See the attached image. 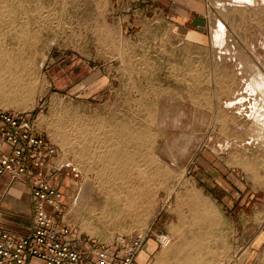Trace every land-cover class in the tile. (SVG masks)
<instances>
[{
  "label": "rangeland",
  "instance_id": "1",
  "mask_svg": "<svg viewBox=\"0 0 264 264\" xmlns=\"http://www.w3.org/2000/svg\"><path fill=\"white\" fill-rule=\"evenodd\" d=\"M255 2L0 0V107L29 114L56 145L64 221L81 237L107 245L156 229L170 239L166 254L186 256L191 247L176 245L192 241L200 253L202 229L219 220L213 200L230 222L226 195L262 199L264 127L249 104L219 103L224 59L236 60L241 97L253 70L264 74V7ZM195 14L206 18L204 34L190 24ZM120 16L148 20L121 27ZM78 135H92L93 149L81 154ZM218 146L246 151L221 162L207 151ZM111 186L119 201L105 198ZM188 258L176 262L202 264Z\"/></svg>",
  "mask_w": 264,
  "mask_h": 264
},
{
  "label": "built area",
  "instance_id": "2",
  "mask_svg": "<svg viewBox=\"0 0 264 264\" xmlns=\"http://www.w3.org/2000/svg\"><path fill=\"white\" fill-rule=\"evenodd\" d=\"M56 156V145L29 114L0 107V177L21 181L33 199L29 231L0 228V264H136L148 231L100 245L64 221L61 187L53 180L62 167L53 161ZM153 237L159 248L170 241L164 233Z\"/></svg>",
  "mask_w": 264,
  "mask_h": 264
},
{
  "label": "crops",
  "instance_id": "3",
  "mask_svg": "<svg viewBox=\"0 0 264 264\" xmlns=\"http://www.w3.org/2000/svg\"><path fill=\"white\" fill-rule=\"evenodd\" d=\"M116 19L121 27H127L129 21H132L133 26L137 27L138 24L136 23H143L148 20L144 16H120ZM227 55L234 56L235 53L227 52ZM220 63L222 68L221 70L219 68V87L221 88V90L219 88V103L224 104L240 95V74L237 71L238 67L234 58L224 59ZM173 64L176 68H179L183 66L184 61ZM251 99L255 101L253 95H251L244 102ZM256 134L264 137V128L258 129ZM262 141V154L264 156V139ZM3 149L7 150L8 148L4 145ZM223 149L219 146L207 149L210 152L208 156L222 162L226 157L235 156L236 154L241 155V152L246 151L240 147L227 148L224 151ZM53 161L57 163L55 159ZM225 197L230 200L231 206L228 209H230L233 216L229 222L225 217V213L220 210L217 199H212L216 202L215 209L219 220L217 219L218 222L208 223L202 229L207 233L205 234L206 244L201 246L200 253H197L194 242L185 240L182 244L176 246L191 247V253L186 254V256L183 253L170 254L171 250L166 254L168 244L161 247L157 254H153L155 247H158L153 237L157 230L153 229L151 238H148L150 236L146 237L142 250L135 258V263L170 264L175 262V264H179V262H184L185 259L191 257L192 262H201L202 264H264V189L262 199L255 197L254 192L251 193L250 191L244 195L241 192L232 191L229 196L226 195ZM32 207L33 199L24 183L12 181L5 175L0 177L1 229L18 234L29 231L33 224ZM197 255H201L203 258H194Z\"/></svg>",
  "mask_w": 264,
  "mask_h": 264
},
{
  "label": "bare ground",
  "instance_id": "4",
  "mask_svg": "<svg viewBox=\"0 0 264 264\" xmlns=\"http://www.w3.org/2000/svg\"><path fill=\"white\" fill-rule=\"evenodd\" d=\"M240 3L241 2H248L249 4L250 3H252L253 5H249L250 7L251 6H255L254 4L256 3L255 2V0H238ZM231 2V1H230ZM259 2V1H258ZM247 3V4H248ZM242 4V3H241ZM259 4V3H258ZM261 5L264 7V0H263V3L261 2ZM4 6V5H3ZM7 10V9H6ZM8 15V14H7ZM225 35V33H224V26H223V24L221 23V22H217V25H216V30H215V32H214V34H213V38L217 41V43H220V45L223 43V36ZM220 40V41H219ZM6 51V50H5ZM226 52V51H225ZM4 53V52H3ZM227 53V52H226ZM4 58V57H3ZM10 58V57H9ZM10 60V59H9ZM6 61V60H5ZM4 61V62H5ZM7 62V61H6ZM11 62V61H10ZM9 64V63H8ZM6 65H7V63H6ZM244 79V78H243ZM244 86V85H243ZM244 91H245V93H244V95H242V97L241 96H239L238 97V100H236L237 98H235L234 100H232V101H228V102H226V106H234L235 107V105L237 106L238 105V109L240 108H242V106L245 104V105H247V104H249L250 106H249V109H250V111H249V116H250V118L252 119V122H253V124H255V126L256 127H259V128H263L264 127V74L262 73V72H260L259 70H257V69H254L253 70V75L251 76V78L249 79V81L248 82H245V86H244ZM241 93H242V91H241ZM251 95H253V97H254V100L256 101H253V102H250V101H248L247 103H245L244 101H245V98H246V96L247 97H249V96H251ZM236 100V101H235ZM230 102V103H229ZM248 107V106H247ZM245 108V107H244ZM243 109V108H242ZM86 124V123H85ZM88 130H90V129H88ZM91 131V130H90ZM126 131V130H125ZM257 131V130H256ZM92 132V131H91ZM94 133V132H93ZM97 134H98V131L96 132ZM95 133V134H96ZM83 134V133H82ZM92 134V133H91ZM87 135V134H86ZM86 135H84V136H86ZM90 135V134H89ZM94 135V134H93ZM100 135H102V134H100ZM83 136V135H82ZM81 135H78L77 136V142H75V143H79L80 144V146H81V149L79 150L80 152H81V154H82V152L83 151H86V149H88V146H90L91 144V142H92V135H91V137H89V139H86L85 137H82ZM150 136V135H149ZM95 137H97V135L95 136ZM98 137H100V136H98ZM97 137V138H98ZM87 138H88V136H87ZM261 138H263V137H261ZM100 139V138H99ZM100 140H102V139H100ZM119 140V139H118ZM259 140H261V139H259ZM96 142H99V140L97 141V139H96ZM101 142V141H100ZM103 142H106V141H103ZM103 144V143H102ZM103 145H105V143L103 144ZM107 145V144H106ZM105 145V146H106ZM77 146V145H76ZM75 146V147H76ZM102 146V145H101ZM108 146V145H107ZM91 147V146H90ZM89 147V148H90ZM94 147H97L96 145H94ZM104 147V146H103ZM78 148V147H77ZM92 148V147H91ZM102 148V147H101ZM107 147H105L104 149L105 150H107L106 149ZM110 148V147H109ZM93 149V148H92ZM95 150V149H94ZM93 150V151H94ZM98 150H99V148H98ZM104 150V152L106 153V151ZM93 151H91V152H93ZM96 151V150H95ZM100 151V150H99ZM103 152V153H104ZM84 153H86V152H84ZM83 153V154H84ZM97 153V156L99 155L98 154V152H96ZM88 154H90V155H94L95 156V154H91V153H88ZM86 155V154H85ZM101 155V154H100ZM107 155H108V153H107ZM89 156V155H88ZM90 158V157H89ZM95 158V157H94ZM96 158H98V157H96ZM100 159V158H99ZM84 160V159H83ZM106 161V160H105ZM90 162V161H89ZM85 163H86V161H85ZM99 163V162H98ZM109 165H110V163H109ZM143 166V165H142ZM91 167V166H90ZM135 167V166H134ZM91 168H93V167H91ZM90 168V169H91ZM97 168V167H96ZM98 169V168H97ZM102 169V168H101ZM92 170V169H91ZM93 171V170H92ZM103 171V170H102ZM98 172V171H97ZM114 177V176H113ZM105 179V178H104ZM113 179V178H112ZM120 179V178H119ZM106 180V179H105ZM95 181H97V179L95 180ZM136 182V181H135ZM131 184V183H130ZM148 184V183H147ZM121 185V184H120ZM89 186V185H88ZM101 187L103 186V185H100ZM126 186V185H125ZM134 186V185H133ZM136 186H137V184H136ZM141 187V186H140ZM150 187V186H149ZM125 188V187H124ZM123 188V189H124ZM102 189V191H104V193H105V198H111V200L112 199H114V200H117V201H119L120 200V198H119V195H118V191H116V190H114V188H113V186H111V188H110V191H105V189H103V188H101ZM100 189V190H101ZM133 189V188H132ZM119 190V189H118ZM136 191H137V189H136ZM84 189H83V191H81V193H79L78 194V198H79V201L84 197ZM138 192V191H137ZM141 193H143V192H141ZM134 194V193H133ZM132 194V195H133ZM139 196V195H138ZM122 197V196H121ZM77 198V199H78ZM133 198V197H132ZM85 199V198H84ZM128 199V198H127ZM138 199V198H137ZM110 200V199H109ZM99 201H100V199H99ZM99 201L98 200H96V199H94V197H93V199H91V200H89V201H87V202H89L90 204H94L95 202H97V204L99 203ZM115 203V202H114ZM133 203V202H132ZM131 204V203H130ZM122 205V204H121ZM106 206V205H105ZM104 207V206H103ZM130 208V207H129ZM109 209V208H108ZM105 211V209H102L101 210V212L103 213ZM101 213V214H102Z\"/></svg>",
  "mask_w": 264,
  "mask_h": 264
},
{
  "label": "water",
  "instance_id": "5",
  "mask_svg": "<svg viewBox=\"0 0 264 264\" xmlns=\"http://www.w3.org/2000/svg\"><path fill=\"white\" fill-rule=\"evenodd\" d=\"M206 18L205 16L203 15H200V14H195L194 17L191 19V26L194 27V29L197 31V32H200V33H205L206 32Z\"/></svg>",
  "mask_w": 264,
  "mask_h": 264
}]
</instances>
